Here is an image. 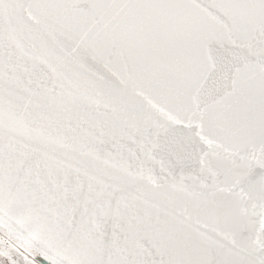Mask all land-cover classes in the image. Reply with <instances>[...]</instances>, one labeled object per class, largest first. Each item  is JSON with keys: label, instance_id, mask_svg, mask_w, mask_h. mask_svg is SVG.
Instances as JSON below:
<instances>
[{"label": "snow or ice", "instance_id": "snow-or-ice-1", "mask_svg": "<svg viewBox=\"0 0 264 264\" xmlns=\"http://www.w3.org/2000/svg\"><path fill=\"white\" fill-rule=\"evenodd\" d=\"M0 264H264V0H0Z\"/></svg>", "mask_w": 264, "mask_h": 264}]
</instances>
